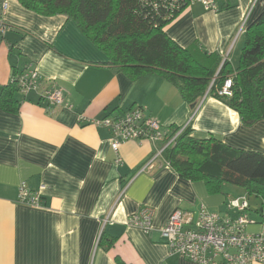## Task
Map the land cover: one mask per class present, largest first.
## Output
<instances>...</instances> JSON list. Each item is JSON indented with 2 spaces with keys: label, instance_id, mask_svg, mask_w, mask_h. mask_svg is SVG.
Here are the masks:
<instances>
[{
  "label": "crops",
  "instance_id": "1",
  "mask_svg": "<svg viewBox=\"0 0 264 264\" xmlns=\"http://www.w3.org/2000/svg\"><path fill=\"white\" fill-rule=\"evenodd\" d=\"M8 2L4 14L3 4ZM219 12L186 8L166 26L182 47L197 43L239 64L245 30L264 14V0H226ZM0 93L12 77L36 68L54 82L65 105L37 90L16 92L17 111L0 105V264H197L170 253L161 229L175 209L197 217L202 206L236 215L230 200L249 201L250 233L264 232V201L237 185L212 192L167 164L163 141L128 140L116 152L111 130L97 121L136 105L164 131L189 126L198 138L213 136L234 148L264 154V119L252 125L210 95L193 104L157 74L134 81L105 63L108 58L64 14L46 16L18 0H0ZM164 153V152H163ZM120 158V161H118ZM22 183L44 197V206L18 201ZM250 198H255L256 214ZM154 208L153 229L128 225L129 215ZM263 213V215H261ZM102 236L112 244L101 243ZM263 264V263H255Z\"/></svg>",
  "mask_w": 264,
  "mask_h": 264
},
{
  "label": "trees",
  "instance_id": "2",
  "mask_svg": "<svg viewBox=\"0 0 264 264\" xmlns=\"http://www.w3.org/2000/svg\"><path fill=\"white\" fill-rule=\"evenodd\" d=\"M18 1L42 15H66L105 54L107 66L134 81L157 74L172 82L189 104L197 105L210 95L235 110L246 125L264 119V14L245 29L239 64L234 67L228 58L223 60L220 54L205 51L197 43L179 45L166 31L179 14L168 17L163 9H154L149 0ZM228 78L233 83L231 97L219 93ZM18 90L12 82L2 88L0 105L5 110H18ZM182 127L172 126L167 139ZM192 133L187 126L175 144L164 149V159L180 176L204 181L212 192H220L224 183L234 184L264 201L263 153ZM111 241L102 236L101 243L110 246Z\"/></svg>",
  "mask_w": 264,
  "mask_h": 264
},
{
  "label": "built area",
  "instance_id": "3",
  "mask_svg": "<svg viewBox=\"0 0 264 264\" xmlns=\"http://www.w3.org/2000/svg\"><path fill=\"white\" fill-rule=\"evenodd\" d=\"M154 9H163L168 17L182 13L194 4L202 5L207 11L219 12L222 3L226 0H149ZM148 4L147 2H145ZM5 14L8 2L3 4ZM175 16V17H176ZM8 27L3 17L0 18V34H5ZM245 30V23L240 31ZM12 83L22 92L39 91L41 97L57 106L65 105L63 89L54 82L44 86L41 75L36 68H29L12 77ZM221 95H233L232 79L224 81L219 92ZM98 124L108 127L112 132V147L118 152L123 142L137 139L140 141H163L164 147L152 159L161 156L164 149L176 142L178 135L187 126L173 137L168 138L161 123L145 114L140 106L128 110H120L107 115L97 121ZM120 161V158H118ZM169 165V163H167ZM18 201L31 206L43 207L44 197L40 191L31 190L26 183L19 187ZM230 210L236 215L221 214L202 206L198 216L189 210L175 209L169 216L167 223L161 229L166 239L170 253L179 254L197 264H264V232L250 233L247 225L254 222L249 218V201L246 197L230 200ZM154 208L145 206L129 215L127 224L143 229L150 233L153 229Z\"/></svg>",
  "mask_w": 264,
  "mask_h": 264
},
{
  "label": "rangeland",
  "instance_id": "4",
  "mask_svg": "<svg viewBox=\"0 0 264 264\" xmlns=\"http://www.w3.org/2000/svg\"><path fill=\"white\" fill-rule=\"evenodd\" d=\"M250 200V202H251V206H252V208H253V212H254V214H256V201H255V198H250L249 199Z\"/></svg>",
  "mask_w": 264,
  "mask_h": 264
},
{
  "label": "water",
  "instance_id": "5",
  "mask_svg": "<svg viewBox=\"0 0 264 264\" xmlns=\"http://www.w3.org/2000/svg\"><path fill=\"white\" fill-rule=\"evenodd\" d=\"M192 107H193V108L196 107V104H193Z\"/></svg>",
  "mask_w": 264,
  "mask_h": 264
}]
</instances>
